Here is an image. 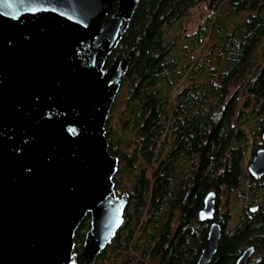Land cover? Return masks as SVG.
<instances>
[{"label":"trees","instance_id":"16d2710c","mask_svg":"<svg viewBox=\"0 0 264 264\" xmlns=\"http://www.w3.org/2000/svg\"><path fill=\"white\" fill-rule=\"evenodd\" d=\"M200 3L210 14L184 32L181 20ZM118 52L131 57L104 136L117 158L114 193L126 194L127 203L92 264H137L141 254L131 236L137 225L156 223L160 209L193 217L192 228L184 226L188 249H179L167 225L162 228V264H196L210 223L197 213L210 190L222 232L207 264H234L248 245L255 247L248 264H264V175L248 173L245 160L264 147V0H139L104 67ZM256 189L259 199L245 200ZM233 202L240 203L235 214ZM89 219L86 214L74 230L75 253ZM120 231L126 236L119 238ZM147 233L151 238L153 230Z\"/></svg>","mask_w":264,"mask_h":264},{"label":"water","instance_id":"95a60500","mask_svg":"<svg viewBox=\"0 0 264 264\" xmlns=\"http://www.w3.org/2000/svg\"><path fill=\"white\" fill-rule=\"evenodd\" d=\"M138 1L0 0V264H92L122 222L127 195L112 187L104 123L131 52L104 62ZM247 171L264 175V147ZM214 196L198 211L210 223L196 264L212 260L221 236Z\"/></svg>","mask_w":264,"mask_h":264},{"label":"flooded vegetation","instance_id":"af4514ba","mask_svg":"<svg viewBox=\"0 0 264 264\" xmlns=\"http://www.w3.org/2000/svg\"><path fill=\"white\" fill-rule=\"evenodd\" d=\"M158 214L159 215L155 219L156 223L154 222L153 224H144L143 227L141 226L142 224L137 225L136 231H134L131 236V239L135 240L137 243L136 245L139 247L138 252L141 254V256L135 257L137 259V264H162V251H160L161 247L159 243L163 237L162 231H164L163 229L166 227V225L169 229L168 238L171 239L174 237L175 241L178 243L177 247L179 249L182 248L183 250L184 247L185 249H188L186 244L188 241H190V236L189 232L184 229V226L189 224L190 228H192L193 217L186 218L181 209H160V213ZM146 220L147 216L144 215L140 221L145 223ZM198 220L200 219L198 218ZM202 222H204L205 226H207L206 220H202ZM148 230H153V235L151 238H149L150 234L147 233ZM117 236L122 238L126 235H123L120 231ZM165 244H167V242H165ZM154 246L157 247V251L153 256H151V249Z\"/></svg>","mask_w":264,"mask_h":264},{"label":"rangeland","instance_id":"374dc122","mask_svg":"<svg viewBox=\"0 0 264 264\" xmlns=\"http://www.w3.org/2000/svg\"><path fill=\"white\" fill-rule=\"evenodd\" d=\"M209 14H210V11L205 4H203V3L197 4V5L190 8L189 13L185 16V18H183L181 20L179 26L181 29H183L184 32H189V33L193 32L199 24H201L202 22L205 21L206 17ZM174 27L176 28V24ZM172 29H170V30H172ZM249 158H250L249 155L246 154L245 160H246L247 164L249 162ZM247 164H246V166H247ZM259 193H260V189H256V190L252 191L251 193H249L248 195H246L245 200H247V199H249V200L254 199V201L258 200L259 199V196H258ZM251 204L255 205L256 202H253ZM239 205H240L239 202H233V204H231L229 206V208L233 214H235L239 211V208H240Z\"/></svg>","mask_w":264,"mask_h":264}]
</instances>
